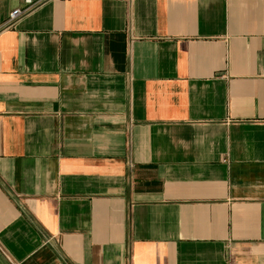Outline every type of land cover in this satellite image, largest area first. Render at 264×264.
I'll return each instance as SVG.
<instances>
[{
  "label": "crops",
  "instance_id": "crops-1",
  "mask_svg": "<svg viewBox=\"0 0 264 264\" xmlns=\"http://www.w3.org/2000/svg\"><path fill=\"white\" fill-rule=\"evenodd\" d=\"M0 264H264V0H0Z\"/></svg>",
  "mask_w": 264,
  "mask_h": 264
},
{
  "label": "built area",
  "instance_id": "built-area-1",
  "mask_svg": "<svg viewBox=\"0 0 264 264\" xmlns=\"http://www.w3.org/2000/svg\"><path fill=\"white\" fill-rule=\"evenodd\" d=\"M45 1V0H42ZM26 13V11H21V10H14L8 18V21L5 25V28H8L11 26V24H13V22H15L17 19H19L20 17H22L24 14Z\"/></svg>",
  "mask_w": 264,
  "mask_h": 264
}]
</instances>
